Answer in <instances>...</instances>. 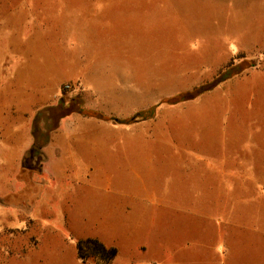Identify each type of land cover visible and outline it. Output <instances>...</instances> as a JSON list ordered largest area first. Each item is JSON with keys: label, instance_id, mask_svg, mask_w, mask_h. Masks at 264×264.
<instances>
[{"label": "crops", "instance_id": "0c3cea01", "mask_svg": "<svg viewBox=\"0 0 264 264\" xmlns=\"http://www.w3.org/2000/svg\"><path fill=\"white\" fill-rule=\"evenodd\" d=\"M79 19L69 18L57 30L53 18L37 16L25 7L4 20L6 30L12 24L14 36L0 37L1 197L27 192L35 185L46 186L48 191L51 183L74 182L89 175H145L155 159L193 153L180 148H194L190 144L197 142V127L208 126L215 99L218 105L229 88L238 90L241 79L234 78L195 99L167 103L201 85L205 77H198L197 71L203 67L197 71L187 67L195 76L183 79L181 62L135 50L132 41L102 40L95 34L84 37L80 27H85V22ZM66 84L71 85L67 92ZM151 110L152 118L128 122ZM12 183L16 187L11 188ZM175 187L179 192L194 190L188 185ZM148 189L150 185L145 184L131 187L127 189L131 195L123 200L135 205L132 208L146 205L142 191ZM32 198L36 204H24L28 218L33 215V204H40L38 196ZM183 200L170 205L202 206L193 199ZM221 202L222 208L227 207L229 196ZM208 207L215 212L218 205L211 201ZM222 212L225 214V209ZM223 219L211 220L210 214L200 211L188 217L161 215L152 219L146 213L133 217L131 211L126 221L113 222L115 232L90 235L99 237L106 247L116 246L130 254L129 264H256L253 250L240 235L264 234V229L251 224L253 221ZM121 225H127V238L118 235ZM149 231L156 236L142 235ZM163 234L220 237L204 239L202 248L195 250L181 246L183 241H192L189 237L180 241ZM116 260L112 264H117Z\"/></svg>", "mask_w": 264, "mask_h": 264}, {"label": "rangeland", "instance_id": "374dc122", "mask_svg": "<svg viewBox=\"0 0 264 264\" xmlns=\"http://www.w3.org/2000/svg\"><path fill=\"white\" fill-rule=\"evenodd\" d=\"M25 7L37 16L53 18L57 30L69 18L78 17L85 22L80 27L84 37L95 34L102 40L132 41L135 50L181 62L183 79L195 76L187 67L195 71L203 67L197 71L198 77H205L202 84L231 63L247 68L227 80L241 79L238 90L229 88L220 104L215 99L208 126L197 127V142L190 144L197 148H180L193 153L155 159L145 175H89L74 182L51 183L48 191L46 186L35 185L27 192L0 196V264H96L79 258L78 241L101 242L90 234L115 232L113 222L126 221L131 211L133 217L146 213L152 219L188 217L200 211L210 214L211 220L240 218L264 229V0H0L1 38L14 36L12 24L6 30V16ZM198 152L203 154L194 155ZM140 184L150 185L142 191L148 202L132 208L135 205L123 199L131 195L127 189ZM180 185L194 190L179 192L175 186ZM10 187H16L15 183ZM34 196H38V207ZM227 196L230 202L222 208L221 201ZM179 199H193L202 206L170 205ZM211 201L218 205L217 212L208 207ZM31 203L35 207L28 218L24 204L29 207ZM118 233L123 238L130 235L127 225H121ZM142 235L156 236L153 231ZM163 235L180 241L189 237L192 241H183L181 246L195 250L202 248L204 239L220 237ZM240 238L249 243L256 264H264V234H242ZM107 248L116 250L113 261L117 259V264H129L130 254L116 246Z\"/></svg>", "mask_w": 264, "mask_h": 264}, {"label": "trees", "instance_id": "16d2710c", "mask_svg": "<svg viewBox=\"0 0 264 264\" xmlns=\"http://www.w3.org/2000/svg\"><path fill=\"white\" fill-rule=\"evenodd\" d=\"M247 68V67H246ZM243 63H231L225 69L219 72V74L210 82L201 84L189 92L182 93L174 98L167 100V103H177L181 101H187L197 98L198 96L213 90L228 79L242 74L245 69ZM89 116H98L94 112H86ZM154 116V110L148 113H139L130 119L128 122H135L139 119L152 118ZM114 121H119L112 118ZM78 256L83 261L88 260L95 261L96 264H111L116 256V250L114 248H107L104 244L96 239L80 240L77 243Z\"/></svg>", "mask_w": 264, "mask_h": 264}, {"label": "built area", "instance_id": "2783aa9c", "mask_svg": "<svg viewBox=\"0 0 264 264\" xmlns=\"http://www.w3.org/2000/svg\"><path fill=\"white\" fill-rule=\"evenodd\" d=\"M71 89V85H69V84H66L65 86H64V91H69Z\"/></svg>", "mask_w": 264, "mask_h": 264}]
</instances>
